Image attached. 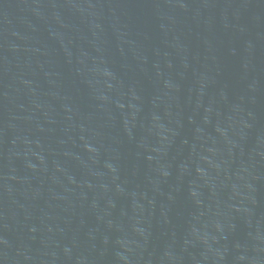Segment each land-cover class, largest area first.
Segmentation results:
<instances>
[{
  "label": "water",
  "instance_id": "obj_1",
  "mask_svg": "<svg viewBox=\"0 0 264 264\" xmlns=\"http://www.w3.org/2000/svg\"><path fill=\"white\" fill-rule=\"evenodd\" d=\"M0 264H264V0H0Z\"/></svg>",
  "mask_w": 264,
  "mask_h": 264
}]
</instances>
